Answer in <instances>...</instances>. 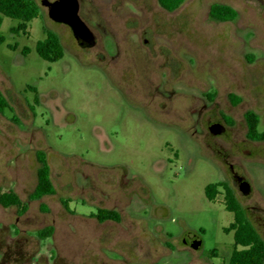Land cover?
Wrapping results in <instances>:
<instances>
[{
	"label": "rangeland",
	"instance_id": "1",
	"mask_svg": "<svg viewBox=\"0 0 264 264\" xmlns=\"http://www.w3.org/2000/svg\"><path fill=\"white\" fill-rule=\"evenodd\" d=\"M34 1L24 32L8 17L0 28V194L28 205L22 216L0 206V264H227V189L264 242V141L247 137L244 118L264 133V0H183L171 12L157 0H78L89 49ZM214 5L235 19H212ZM44 29L63 47L57 62L36 53ZM37 150L55 193L28 201ZM99 209L119 221L99 222Z\"/></svg>",
	"mask_w": 264,
	"mask_h": 264
},
{
	"label": "trees",
	"instance_id": "2",
	"mask_svg": "<svg viewBox=\"0 0 264 264\" xmlns=\"http://www.w3.org/2000/svg\"><path fill=\"white\" fill-rule=\"evenodd\" d=\"M159 5L168 12L175 10L183 0H157ZM40 14V8L34 0H0V28L3 17H8L19 21L17 27L12 28L11 32H24L26 25ZM210 16L216 21L234 20L236 13L230 8L222 5H214L211 8ZM45 39L38 41L35 46L36 53L43 60L54 63L63 58V47L59 37L44 29ZM4 42V37L0 32V44ZM28 49H24L26 54ZM234 98L233 95H230ZM7 108L6 100L0 93V113ZM245 122L247 128V137L252 141H264V133L256 132V117L251 112L245 113ZM37 162L36 183L33 191L28 196V201H39L45 196H51L55 193L50 177V166L46 152L37 150L35 153ZM222 186L220 183L208 184L204 188V194L207 200L213 201L217 189ZM226 208L227 211L234 214V223L230 225L227 231H233L234 247L232 255L227 264H264V242L258 237L254 227L246 217L245 211L238 206L229 190H226ZM66 205V204H64ZM0 206L3 208L14 207L17 215L22 216L28 209V205L23 203L18 196L8 190L0 194ZM40 210L46 212L45 205L40 204ZM96 219L99 222L106 220L119 221V215L110 210L99 209L96 213ZM53 228L46 227L37 231L36 236L40 240L49 238L52 235ZM238 247H241L240 249Z\"/></svg>",
	"mask_w": 264,
	"mask_h": 264
},
{
	"label": "water",
	"instance_id": "3",
	"mask_svg": "<svg viewBox=\"0 0 264 264\" xmlns=\"http://www.w3.org/2000/svg\"><path fill=\"white\" fill-rule=\"evenodd\" d=\"M41 5L47 8V15L50 20L55 23L67 25L79 48L89 49L95 46V38L92 31L79 17V2L78 0H55L48 1L42 0ZM208 130L213 135L223 134L225 128L221 124H212L208 127ZM240 192L243 195L248 194L249 184L243 182L239 187ZM193 246H199V240L193 238L190 241Z\"/></svg>",
	"mask_w": 264,
	"mask_h": 264
},
{
	"label": "flooded vegetation",
	"instance_id": "4",
	"mask_svg": "<svg viewBox=\"0 0 264 264\" xmlns=\"http://www.w3.org/2000/svg\"><path fill=\"white\" fill-rule=\"evenodd\" d=\"M213 124H216V123H213ZM218 124H219V123H218ZM233 177H234V180H235L236 183H237L238 188L240 187V185H241L243 182H245V180H244L243 178H241V177H239V176H237V175H233Z\"/></svg>",
	"mask_w": 264,
	"mask_h": 264
}]
</instances>
